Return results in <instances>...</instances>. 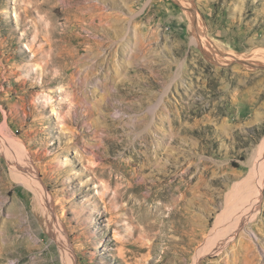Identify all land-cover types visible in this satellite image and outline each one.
I'll return each instance as SVG.
<instances>
[{"label": "rangeland", "instance_id": "1", "mask_svg": "<svg viewBox=\"0 0 264 264\" xmlns=\"http://www.w3.org/2000/svg\"><path fill=\"white\" fill-rule=\"evenodd\" d=\"M263 158L264 0H0V264H264Z\"/></svg>", "mask_w": 264, "mask_h": 264}, {"label": "bare ground", "instance_id": "2", "mask_svg": "<svg viewBox=\"0 0 264 264\" xmlns=\"http://www.w3.org/2000/svg\"><path fill=\"white\" fill-rule=\"evenodd\" d=\"M188 1L190 2V0H188ZM195 22H196V20H195ZM190 30H191V29H190ZM192 30H193V34L195 35V40H196L195 42H197L198 45L201 44V47H203L206 51L208 50L207 53H208V54H209V53L213 54L214 58L216 59V58H217V55H216V54H217V51H216V49H214V47L209 46V45H211V44H209V45H207L208 43L206 44V40H207V39H206L205 35L203 34V30H202L201 28L199 29V26H198V25H194V29H192ZM192 40H193V38H192ZM195 42H194V43H195ZM209 43H210V42H209ZM207 47H208V48H207ZM211 54H210V55H211ZM218 54H219V53H218ZM211 56H212V55H211ZM213 56H212V57H213ZM212 57H211V58H212ZM234 57H235V56H234ZM232 58H233V57H232ZM251 58H252V57H251ZM212 59H213V58H212ZM249 59H250V58H249ZM252 59H253V58H252ZM216 60H217V59H216ZM218 60H220V62H221V61H224V59L221 58V57H220ZM245 60H246V58H245ZM263 159H264V158H263ZM253 161H254V159H253ZM253 163H254V162H253ZM253 165H254V164H253ZM263 169H264V167H263ZM263 172H264V171H263ZM263 172H262V174H263ZM262 180H263V179H262ZM249 184H250V182H249ZM247 187H248V186H247ZM244 189H245V188H244ZM238 191H239V190H238ZM243 191H244V190H242V192H243ZM240 192H241V191L238 192L239 195H240ZM258 192H259V191H258ZM252 193H253V192H252ZM249 194H250V193H249ZM249 194H248V195H249ZM236 195H238V194H236ZM248 195H247V196H248ZM255 203H256V202H255ZM245 206H246V205H245ZM254 208H255V207H254ZM246 209H248V208H246ZM252 209H253V208H252ZM233 214H234V213H233ZM233 216H234V215H233ZM231 217H232V215H231ZM222 223H223L222 220H218V221L216 222V227H217V228H220V227L222 226ZM227 224H228V223H227ZM236 225H237V224H236ZM238 225H239V223H238ZM238 225H237V226H238ZM223 226H224V225H223ZM234 226H235L234 222L231 221V224L229 223L228 229L226 228L225 231H224V233H225V232L227 233V232H228L230 229H232ZM226 227H227V226H226ZM220 229H221V228H220ZM222 229H224V228H222ZM239 229H240V228H239ZM222 231H223V230H222ZM215 234H217V233H215ZM221 234H223V233H221ZM217 235H218V234H217ZM217 235H214V236H217ZM214 236H213V238H219L220 235H219L218 237H214ZM213 238H212V239H213ZM212 243H213V242H212Z\"/></svg>", "mask_w": 264, "mask_h": 264}]
</instances>
